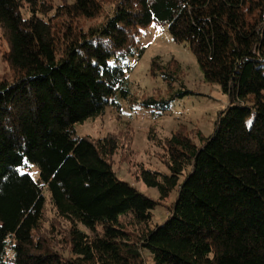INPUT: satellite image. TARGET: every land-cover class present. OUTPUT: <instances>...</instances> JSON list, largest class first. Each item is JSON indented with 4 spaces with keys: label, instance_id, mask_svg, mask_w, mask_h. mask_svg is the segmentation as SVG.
I'll list each match as a JSON object with an SVG mask.
<instances>
[{
    "label": "trees",
    "instance_id": "16d2710c",
    "mask_svg": "<svg viewBox=\"0 0 264 264\" xmlns=\"http://www.w3.org/2000/svg\"><path fill=\"white\" fill-rule=\"evenodd\" d=\"M104 9V0H0L13 72L0 80V264H264V0H114ZM152 23L186 43L229 98L211 135L197 142L178 130L163 142L168 172L142 169L161 201L178 191L158 224L160 200L113 167L118 138L76 129L134 99L127 60L143 53L140 32ZM152 63L173 89L142 106L166 110L193 93ZM47 193L69 223L63 249L39 234Z\"/></svg>",
    "mask_w": 264,
    "mask_h": 264
},
{
    "label": "rangeland",
    "instance_id": "374dc122",
    "mask_svg": "<svg viewBox=\"0 0 264 264\" xmlns=\"http://www.w3.org/2000/svg\"><path fill=\"white\" fill-rule=\"evenodd\" d=\"M64 1L67 0H54V4ZM113 2L114 0H104L105 14L112 11ZM102 18L103 16H98L86 23H95ZM138 45L143 53L133 55L127 60V76L134 99L122 100L120 108L109 107L104 115L87 120L77 125L76 129L79 135L92 139L106 135L118 138L119 148L112 156L113 167L118 176L145 195L160 200L158 189L148 186L141 178L142 169L168 172L164 161L163 142L178 130L186 131L194 137L199 136V133L203 136L211 135L219 113L228 105L229 98L219 84L204 79L191 48L186 43L176 41L166 26L152 23L143 28ZM8 48V41L0 26V80L13 74L4 58ZM155 58L160 67L166 66V70L178 74L175 89L182 88L193 92L175 100L166 110L140 104V101L148 97H167L173 89L161 75L162 71L158 66L156 71L152 69ZM196 141L199 142V138L196 137ZM31 173L38 178L36 167ZM177 196L176 190L169 198L160 200L161 203L154 211L153 224L165 221ZM68 228L69 223L57 215L47 193L45 220L39 234L47 236L53 247L63 249ZM81 228L92 235L101 232V227L90 230L81 225Z\"/></svg>",
    "mask_w": 264,
    "mask_h": 264
}]
</instances>
